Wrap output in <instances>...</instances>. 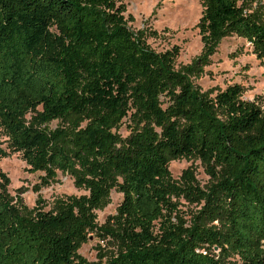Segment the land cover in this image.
I'll return each instance as SVG.
<instances>
[{
  "label": "trees",
  "instance_id": "obj_1",
  "mask_svg": "<svg viewBox=\"0 0 264 264\" xmlns=\"http://www.w3.org/2000/svg\"><path fill=\"white\" fill-rule=\"evenodd\" d=\"M200 1L201 52L176 68L178 48L151 50L122 0H0V133L41 173L35 193L58 172L86 191L28 210L0 171V264H264V111L239 85L211 95L192 81L228 36L264 59V0ZM187 157L208 189L172 179ZM112 191L121 202L99 226ZM179 197L203 203L187 223ZM91 235L116 252L88 262Z\"/></svg>",
  "mask_w": 264,
  "mask_h": 264
},
{
  "label": "rangeland",
  "instance_id": "obj_2",
  "mask_svg": "<svg viewBox=\"0 0 264 264\" xmlns=\"http://www.w3.org/2000/svg\"><path fill=\"white\" fill-rule=\"evenodd\" d=\"M122 3L128 26L134 32L145 33L146 43L151 50L164 52L178 48L176 68L189 65L200 54L202 44L196 29L202 12L200 0H122ZM192 81L198 90L209 92L211 95L228 86L239 85L243 88L242 99L252 101L258 98L264 111V59H256L250 46L241 38H224L217 51L210 57V64L203 68L200 75L193 76ZM50 126L54 127L55 122ZM119 134L122 137L128 135L126 125L121 126ZM0 148L8 153L7 157L0 158V171L8 177L7 191L14 203L19 202L30 210L35 207L36 200L40 197L47 210L59 197L86 194V191L75 188L70 175L60 172L57 173V182L35 193L33 188L38 184L41 173L27 171L20 154L8 150L7 138L2 133ZM168 168L172 179L177 183L181 182L183 173L188 172L202 189L206 190L212 184L203 163L196 157L170 161ZM121 198L120 193L112 191L109 204L103 210L95 212L99 226L104 224L108 216L115 213ZM174 201L186 223L199 214L203 207V203H189L182 197L175 198ZM77 252L88 262H96L99 254L111 256L116 250L113 245L91 235L80 245Z\"/></svg>",
  "mask_w": 264,
  "mask_h": 264
}]
</instances>
